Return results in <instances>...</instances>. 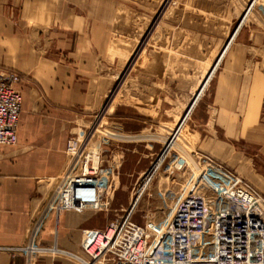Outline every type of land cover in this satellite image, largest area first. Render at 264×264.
<instances>
[{
	"label": "crops",
	"instance_id": "0c3cea01",
	"mask_svg": "<svg viewBox=\"0 0 264 264\" xmlns=\"http://www.w3.org/2000/svg\"><path fill=\"white\" fill-rule=\"evenodd\" d=\"M159 3L147 50H161L163 66L174 67L177 81L193 82L195 93L205 87L192 122L176 127L181 115L170 111L163 133L180 126L179 137L188 127L189 154H209L264 194V2L239 26L248 0H0V68L27 76L19 143L0 146V264H84L83 230L114 221L106 226L102 217L106 202L83 213L80 226L57 227L49 205L91 116L118 120V104L102 114L113 86L107 69L119 64L111 52L130 42L136 26L129 19L153 20ZM135 113L143 118L108 123L117 137H131L118 140L116 157L152 144L147 114Z\"/></svg>",
	"mask_w": 264,
	"mask_h": 264
},
{
	"label": "built area",
	"instance_id": "2783aa9c",
	"mask_svg": "<svg viewBox=\"0 0 264 264\" xmlns=\"http://www.w3.org/2000/svg\"><path fill=\"white\" fill-rule=\"evenodd\" d=\"M256 2L251 0L247 12ZM20 82L15 72L0 71V146L19 143ZM90 156L97 157V167ZM77 163L49 205L57 227L80 226L83 213L103 210L114 177L113 171L100 169L98 153H90L75 172ZM169 170L172 186L178 187L160 193L172 205L167 215L158 221L148 218L141 226L133 221L139 204L133 202L105 230H83L84 264H264L263 193L211 157L179 156Z\"/></svg>",
	"mask_w": 264,
	"mask_h": 264
},
{
	"label": "rangeland",
	"instance_id": "374dc122",
	"mask_svg": "<svg viewBox=\"0 0 264 264\" xmlns=\"http://www.w3.org/2000/svg\"><path fill=\"white\" fill-rule=\"evenodd\" d=\"M250 4L251 0H248L247 8H249ZM161 6V3L154 4L152 11L153 20H147L140 16L132 20L129 19L130 22H134L132 26H136V28L132 34L130 32L127 35L130 42L127 41L128 43H125L126 45H121L119 50L111 52L110 59L116 58L117 61L119 60V64L118 66L116 65L109 68L110 70L107 69L106 76L108 81L113 82V86L107 95L106 103L102 111L103 114L115 104H118L117 106H122V110L118 111L116 117L143 118L138 116L135 111L141 112L144 115L147 114L148 118L146 121H148L147 127L149 128L148 132L150 134V138L148 139H151L149 142L152 144L149 143L150 146L148 145V147H146V145H139V147H137L139 151L138 154L129 153L126 154L124 158L120 155L116 157L114 156L116 144H119L120 140L124 143H128L126 140L131 137H129V135L126 136V139L117 137L115 133L120 131L118 129L113 131V128L109 127V124H113L115 121L122 123H132L133 121H121L119 118L118 120H114L115 115L110 116L108 114H105V121H102L104 119V114L98 121L99 117L97 118V115H93L89 119L88 131L78 136L81 138L79 141L78 138L76 139L78 143L77 149L74 153L70 154V157L75 159L73 165L79 161L75 172L80 170L81 165L90 153L92 154L95 152H97L100 157V169H109L113 171L114 177L108 185V194L105 200V204L106 202L109 203L108 207L104 204V209L106 207L105 210L108 211L101 213L102 217L107 218L106 226L107 221L121 218L129 211L136 199L137 191L142 186L145 176L151 172L154 164L165 150L168 141L173 136L174 132H176L174 131L172 134L169 133L170 135H165L162 131L161 121L171 119L172 115L170 111L175 112L174 114H178V117L181 115L176 125L177 127L183 119L185 110L200 92L199 90L195 93V84H193V82L181 83L177 81L178 78L174 76L173 72L174 67L166 68L163 66L161 50H147L148 37L150 36L149 32L156 26V22L162 14L163 9ZM247 11L248 9L246 12ZM125 12L126 11H123V17L127 15ZM139 12L143 11L139 10ZM125 21L126 20L123 19V23L126 25ZM130 22L127 21V25ZM0 71H11L20 76L21 82L19 84V89L24 97L23 86H25L24 84L27 82V76L10 68H0ZM204 88L200 92L199 99L193 110H196L199 105ZM193 112L188 116V119L185 121L186 123L184 122L185 124H187L188 121L190 122V120L192 122ZM22 120L19 129L22 125ZM103 122L107 124H103V127L99 128L98 126ZM169 123L170 121L167 124ZM181 123H183V121ZM169 126L172 128L174 124H169ZM178 128H180V126ZM113 132L115 133L113 134ZM186 136L192 137L190 130L188 131V127L181 133L174 146L170 149L167 158L156 172L148 190L140 200L133 215V221L137 224L144 226L148 218L154 219L155 221L161 220L169 212V208L172 206L171 202L169 200L164 202V199L160 197V193L164 192L166 188L178 187L172 186L171 181L173 176H171L172 173L171 170H169L175 158L179 156L188 158L196 155L213 158L205 153L189 154L188 150L190 148L185 142ZM83 142L85 143L82 146ZM77 152L79 154L75 157ZM221 164L232 170L224 163ZM232 171L235 172L234 170ZM235 173L238 174L237 172ZM177 183L179 184L180 180H178Z\"/></svg>",
	"mask_w": 264,
	"mask_h": 264
},
{
	"label": "bare ground",
	"instance_id": "6f19581e",
	"mask_svg": "<svg viewBox=\"0 0 264 264\" xmlns=\"http://www.w3.org/2000/svg\"><path fill=\"white\" fill-rule=\"evenodd\" d=\"M262 1V0H261ZM260 2V0H259ZM259 2H256L255 4V7L259 4ZM253 10V9H252ZM251 10V11H252ZM250 11V12H251ZM250 12H246L244 17H243V20L241 21V24L244 22V19L246 18V16L250 13ZM240 24V25H241ZM239 25V26H240ZM182 124V123H181ZM178 134H179V128L176 130V132L173 134V136L170 138L165 150L163 151L162 155L160 156L161 158H159V160L157 161V163L154 165L153 167V170L151 171V173H149V176L143 181V184H142V188L137 196V200H139V198L141 197V195L143 194L147 184L150 182L151 178H152V175L155 173V171L159 168V166L162 164L163 160L165 159V157L167 156L168 152L170 151V149L173 147L174 143L176 142L177 138H178ZM95 154H97V152H95ZM89 161L91 163H93L92 165L93 166H96L97 167V163H98V160H97V157H92L90 156L89 158Z\"/></svg>",
	"mask_w": 264,
	"mask_h": 264
},
{
	"label": "water",
	"instance_id": "95a60500",
	"mask_svg": "<svg viewBox=\"0 0 264 264\" xmlns=\"http://www.w3.org/2000/svg\"><path fill=\"white\" fill-rule=\"evenodd\" d=\"M198 98L194 99V101L190 104V106L185 110L184 112V116H183V123L186 121V119L188 118V116H190V114L193 112L194 106L196 104V102L198 101Z\"/></svg>",
	"mask_w": 264,
	"mask_h": 264
}]
</instances>
